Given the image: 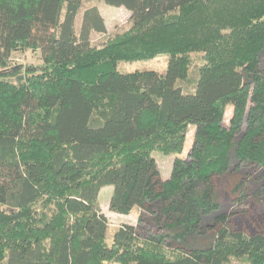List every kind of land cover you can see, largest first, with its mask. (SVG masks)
Wrapping results in <instances>:
<instances>
[{
	"label": "trees",
	"instance_id": "16d2710c",
	"mask_svg": "<svg viewBox=\"0 0 264 264\" xmlns=\"http://www.w3.org/2000/svg\"><path fill=\"white\" fill-rule=\"evenodd\" d=\"M104 1L132 27L95 47L92 34L107 30L93 8L76 33L82 0H0V264H252L245 252L264 250V222L238 231L236 213L220 212L218 179L235 159L264 171V0ZM27 51L42 64H13ZM193 54L203 55L194 73ZM161 57L165 74L119 70ZM190 127L191 155L163 181L153 154H181ZM108 187L110 212L139 208L156 229L143 237L125 224L109 244Z\"/></svg>",
	"mask_w": 264,
	"mask_h": 264
},
{
	"label": "rangeland",
	"instance_id": "374dc122",
	"mask_svg": "<svg viewBox=\"0 0 264 264\" xmlns=\"http://www.w3.org/2000/svg\"><path fill=\"white\" fill-rule=\"evenodd\" d=\"M96 8L98 9L101 17L104 20V24L107 30L106 34H100L94 32L91 36L92 45L99 47L106 43L110 38L116 36L117 34H122L128 31L132 27L131 22V13L124 8H115L108 6L104 0H82L81 10L76 20V33L79 35L83 26L85 13ZM66 11L63 12L62 21L64 20ZM202 54H193L192 60V71L198 69V66L202 65ZM13 64L27 68L28 66L35 65L39 66L42 64L40 61L39 52L27 51L26 53L16 55V58L13 59ZM169 66V57H161L154 61L149 62H137V63H123L119 66L120 71L125 72H136V71H154L165 74ZM261 71L264 70V54L261 57ZM12 81V80H11ZM240 82V81H239ZM13 83H16L13 80ZM240 84V83H239ZM186 87H189L190 90L192 87L187 83L183 84ZM238 85V83H237ZM239 86V85H238ZM237 87L233 91V95L228 104L226 110L225 119L223 126L228 130L233 127L232 120L235 117L233 99L237 92ZM258 86L253 84L252 87V98L249 102L246 115L243 119V122L240 126V135L237 136L239 140L247 139L249 134L250 125L253 120L254 109L257 102V93ZM196 134V127H190L187 134V141L184 147V150L181 154L177 155H165L161 152H154L153 156L156 160L158 169L161 173L163 181H169L172 176L174 165L177 159L188 160L192 148L194 145ZM226 178L218 179L219 194L221 196L220 203V212L222 213H236V216L232 219L233 226L240 232H246L251 235H256L259 233V228L263 226L264 222V171L259 166L247 165L244 162L241 163L238 160H234L229 173L226 174ZM235 178L241 180L243 184L242 190L243 193L234 194L231 189H228L229 183H231ZM114 189L112 187L105 188L102 191V196L99 198L100 206L102 211L108 216V222L110 228L107 234V241L109 244L112 243V239L115 233V230L118 227L125 225H133L138 229V232L143 236L149 234L148 230L151 228L156 229V218L154 215H150L140 210L139 208L134 209V211L129 216L118 215L110 212V194L112 195ZM142 216L144 222H139L140 217ZM210 224H213V220H210L208 223H204V231L206 233V228ZM201 239V238H200ZM252 262V264H264V250L257 251H247L245 252ZM195 257H199L202 254H192ZM242 254L233 251L228 253L227 258H237L241 257Z\"/></svg>",
	"mask_w": 264,
	"mask_h": 264
},
{
	"label": "crops",
	"instance_id": "0c3cea01",
	"mask_svg": "<svg viewBox=\"0 0 264 264\" xmlns=\"http://www.w3.org/2000/svg\"><path fill=\"white\" fill-rule=\"evenodd\" d=\"M105 189H103L102 191H104ZM102 191H101V193H100V197L102 196ZM110 196L112 197V195L110 194ZM111 197H110V200H111ZM103 214L107 217V219H109L108 218V216L103 212ZM124 224H127V223H124Z\"/></svg>",
	"mask_w": 264,
	"mask_h": 264
}]
</instances>
